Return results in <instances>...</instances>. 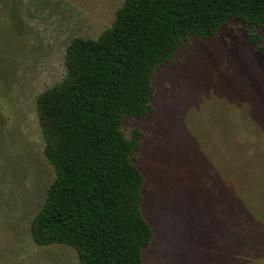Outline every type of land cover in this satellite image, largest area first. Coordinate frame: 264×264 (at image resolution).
<instances>
[{"label":"rangeland","instance_id":"1","mask_svg":"<svg viewBox=\"0 0 264 264\" xmlns=\"http://www.w3.org/2000/svg\"><path fill=\"white\" fill-rule=\"evenodd\" d=\"M124 1L0 0V264H79L31 233L56 175L37 96L64 78L71 40L97 38ZM249 31L232 19L189 35L157 68L151 110L123 121L142 132L144 264H264V52Z\"/></svg>","mask_w":264,"mask_h":264},{"label":"trees","instance_id":"2","mask_svg":"<svg viewBox=\"0 0 264 264\" xmlns=\"http://www.w3.org/2000/svg\"><path fill=\"white\" fill-rule=\"evenodd\" d=\"M232 19L258 44L264 0H125L97 38L69 43L64 78L37 96L44 152L55 168L31 233L39 245L73 247L79 264H143L153 229L143 209L144 174L125 117H143L157 68L189 35L211 39Z\"/></svg>","mask_w":264,"mask_h":264},{"label":"crops","instance_id":"3","mask_svg":"<svg viewBox=\"0 0 264 264\" xmlns=\"http://www.w3.org/2000/svg\"><path fill=\"white\" fill-rule=\"evenodd\" d=\"M143 197H144V195H143ZM149 222V221H148ZM151 225V224H150ZM152 227V226H151ZM142 259H143V255H142ZM144 264V263H143Z\"/></svg>","mask_w":264,"mask_h":264}]
</instances>
